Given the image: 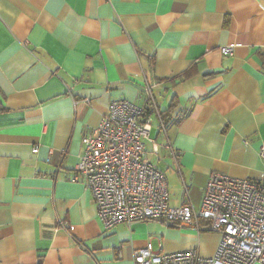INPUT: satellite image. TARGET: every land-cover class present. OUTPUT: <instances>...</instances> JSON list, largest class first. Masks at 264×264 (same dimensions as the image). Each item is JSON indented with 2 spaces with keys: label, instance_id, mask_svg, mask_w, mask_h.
<instances>
[{
  "label": "crops",
  "instance_id": "obj_1",
  "mask_svg": "<svg viewBox=\"0 0 264 264\" xmlns=\"http://www.w3.org/2000/svg\"><path fill=\"white\" fill-rule=\"evenodd\" d=\"M113 100L145 107L169 206L199 208L211 172L258 179L264 0H0V264H135L147 242L214 254L205 221L103 228L72 177Z\"/></svg>",
  "mask_w": 264,
  "mask_h": 264
},
{
  "label": "built area",
  "instance_id": "obj_2",
  "mask_svg": "<svg viewBox=\"0 0 264 264\" xmlns=\"http://www.w3.org/2000/svg\"><path fill=\"white\" fill-rule=\"evenodd\" d=\"M220 52L230 55L232 50L221 47ZM145 93L150 103L148 85ZM108 109L82 136L83 153L72 177L91 192L103 228L149 220L198 228L205 221L221 234L212 256L195 249L164 253L147 242L134 251L135 264H264V173L253 180L211 172L199 208L188 202L171 207L165 175L143 158L150 129L145 107L113 100ZM258 155L264 160V142Z\"/></svg>",
  "mask_w": 264,
  "mask_h": 264
},
{
  "label": "trees",
  "instance_id": "obj_3",
  "mask_svg": "<svg viewBox=\"0 0 264 264\" xmlns=\"http://www.w3.org/2000/svg\"><path fill=\"white\" fill-rule=\"evenodd\" d=\"M164 117H165V116H163V118H162V119H163V121H165V119H166V117H165V118H164Z\"/></svg>",
  "mask_w": 264,
  "mask_h": 264
}]
</instances>
